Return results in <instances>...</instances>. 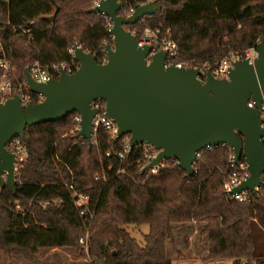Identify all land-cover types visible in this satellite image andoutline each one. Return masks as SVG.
<instances>
[{"label": "trees", "instance_id": "16d2710c", "mask_svg": "<svg viewBox=\"0 0 264 264\" xmlns=\"http://www.w3.org/2000/svg\"><path fill=\"white\" fill-rule=\"evenodd\" d=\"M99 1L0 0V38L16 69L13 81L23 83L25 70L35 61L52 72L64 65L74 73L78 64L68 53L74 44L105 62L103 45L113 44L111 22L88 12ZM121 1L118 14L125 17L149 0ZM154 1L161 10L133 27L169 29L176 61L188 67L212 69L228 53L264 38V0ZM33 97L34 103L40 101ZM75 115L27 127L26 141L19 138L27 159L16 173L15 193L7 187L0 191V252L22 258L23 264H52L37 258L39 250L71 247L87 250L88 260L67 264H172L168 242L173 245L174 232L196 222L208 244L207 260L264 264L259 226L264 223V173L250 206L225 196L223 184L230 174L225 146L200 151L190 176L173 166L146 178L134 164L144 162L141 152L127 154L121 162L106 158V152L120 150L119 141L99 130L89 145L74 132ZM120 168L125 172L116 174ZM103 172L106 181L95 180ZM76 195L88 199L83 215ZM143 225L148 233L141 246L127 227ZM80 238H86L85 244Z\"/></svg>", "mask_w": 264, "mask_h": 264}, {"label": "water", "instance_id": "95a60500", "mask_svg": "<svg viewBox=\"0 0 264 264\" xmlns=\"http://www.w3.org/2000/svg\"><path fill=\"white\" fill-rule=\"evenodd\" d=\"M122 8L121 0H100L88 11L111 22L108 33L113 44L103 45L104 63L74 44L78 64L74 73L60 66L57 78L36 83L25 70L28 91L40 96V102L23 106L18 96L0 102V191L7 187L15 193L16 160L7 149L12 139L25 142L27 127L59 122L76 113L80 115L77 137L91 145L92 121L98 115L92 103L102 100L106 117L118 128L117 139L129 135L131 151L142 143L159 151L143 172L176 158L190 176L200 151L227 146L236 162L245 159L250 174L233 193L255 192L264 173V38L253 64L236 60L228 79L217 80L209 73L202 83L198 68H165L166 51L148 58L152 47H139L126 30L161 10L154 0L134 6L129 17L118 14Z\"/></svg>", "mask_w": 264, "mask_h": 264}, {"label": "built area", "instance_id": "2783aa9c", "mask_svg": "<svg viewBox=\"0 0 264 264\" xmlns=\"http://www.w3.org/2000/svg\"><path fill=\"white\" fill-rule=\"evenodd\" d=\"M132 12L133 9H131L130 12L125 17H129ZM33 23L34 21H31L29 24L31 25ZM7 25L9 24L7 23ZM126 30H128L131 34H133L136 37L137 44L139 47H143L146 45L152 47V50L148 58H150L152 54L156 53L159 50L166 51L167 55L164 61L165 68L169 66H175L178 68H196V67H188L186 64L176 61V57L178 54L177 45L175 44L174 41H172L170 37L169 29H163L162 26H158L155 28L146 27L145 29H143V31H138L132 25V26H127ZM25 33H27V31H25ZM259 42L260 39H258L253 46L241 52L228 53L212 69L207 68L206 65L202 66L201 68H198L200 71L198 79L202 83H205L208 79L209 73L217 80L228 79L229 70L232 66V63L235 62L236 60L248 59L249 63L253 64L255 59L258 57L257 45ZM73 46L74 45L68 48V53L72 56H74ZM78 47L81 46L78 45ZM99 63H104V62H99ZM61 66L65 68L64 65ZM59 67H56L52 72L48 68L41 66V64L38 61H35L28 67V69H29L30 77L34 82L46 83L51 78H57L55 76V73L56 72L58 73ZM15 71H16L15 67L7 59L6 52L4 49V42L0 38V102H5L7 99L13 98L14 96L20 97L23 106H25L29 102L34 103L33 96H37L38 99L41 101L42 98L40 96L32 94L28 91L25 74L23 76L24 78L23 83H18L13 81V73ZM92 107L98 110V115L92 121V141L94 139V135L99 130L104 131L109 137V140L119 141L120 150L106 152L105 153L106 158L115 157L121 162L126 159L127 154H130L134 151L139 153L141 152L143 154L144 162H142L141 160H137L134 162V164L136 165V168L145 175L146 178L151 176H156L160 171L168 168H172L173 166H179V162L176 158H170L160 162L158 165L151 167L146 172H143L144 168L157 157L159 151L156 150L150 144H146V143L137 145L131 151L129 135H124L117 139L118 128L111 119L106 117L105 103L102 100H97L94 103H92ZM248 107L252 108L253 103L249 102ZM262 109L263 112L261 114V118L264 121V103ZM74 122L76 123V126L74 127V132L78 133L80 129L79 127L80 115L76 114L74 116ZM19 138L20 137H16L7 144V149L8 146L10 148L8 151L15 156V160H16L15 177L17 171L22 167V164L25 163L27 159L26 145L24 142H20ZM227 148L229 150L227 162H228V168L230 170V174L228 179L223 184L225 196L228 200H234L241 204L250 206L253 202V198L259 192L260 187H256L255 192L251 190H247L241 193H233V190L239 187L241 183L250 176V174L245 159L242 158L238 162H236V158L232 149L229 147ZM108 168L111 169L110 166ZM124 172L125 170L120 168L116 171V174H120ZM95 180L106 181L105 173L103 172L102 174L97 175L95 177ZM75 198H76L75 205L80 209V215L85 214L87 202H88L87 197L83 195H76ZM15 210L23 212V209L18 204H15ZM254 221L258 222L257 219H254ZM259 226L264 232V223L262 225L259 224ZM85 241L86 238L79 239V243L82 245L85 244Z\"/></svg>", "mask_w": 264, "mask_h": 264}, {"label": "rangeland", "instance_id": "374dc122", "mask_svg": "<svg viewBox=\"0 0 264 264\" xmlns=\"http://www.w3.org/2000/svg\"><path fill=\"white\" fill-rule=\"evenodd\" d=\"M96 5V4H95ZM94 5V6H95ZM93 6V7H94ZM198 227V226H197ZM128 232L131 234V236L138 242L139 245H144L143 236L148 233V226L143 225L140 227L135 226H129L127 227ZM184 230L186 232H190L192 230L191 225H187ZM182 229H177L174 232V243L168 242L167 244V253L168 256L172 262V264H188L187 260H189L186 256L184 257H178L175 251L180 247V241H179V234H183ZM200 228L198 227V233ZM194 241H196L197 246H199L201 249H204V245L206 246V241L197 234L194 238ZM203 245V246H202ZM176 249V250H175ZM181 256V255H180ZM37 258L45 263H52V264H67L72 262H86L88 260V254L86 250L82 249L79 250L75 247L71 248H62V249H43L38 252ZM25 261L22 258H9L7 257L3 252H0V264H23ZM230 260H218V261H210L206 260V263L197 262V263H191V264H230Z\"/></svg>", "mask_w": 264, "mask_h": 264}, {"label": "crops", "instance_id": "0c3cea01", "mask_svg": "<svg viewBox=\"0 0 264 264\" xmlns=\"http://www.w3.org/2000/svg\"><path fill=\"white\" fill-rule=\"evenodd\" d=\"M188 225L192 226V230L190 232H186L184 230L185 227L182 228V230L184 231H183V234L182 233L179 234L180 247L177 250L180 251L181 257L186 258V256L189 255V257H187L189 259L187 260L188 264L197 263L201 261H203V263H206V260H207L206 258L208 256V244H206V246L202 245L204 249H201L199 246H197L196 241H194L195 236L199 234L198 227H200V225L197 224L196 222H192ZM203 239L206 241L205 238Z\"/></svg>", "mask_w": 264, "mask_h": 264}]
</instances>
